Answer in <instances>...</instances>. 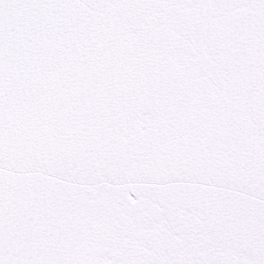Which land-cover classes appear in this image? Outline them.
I'll list each match as a JSON object with an SVG mask.
<instances>
[{
    "label": "snow or ice",
    "instance_id": "obj_1",
    "mask_svg": "<svg viewBox=\"0 0 264 264\" xmlns=\"http://www.w3.org/2000/svg\"><path fill=\"white\" fill-rule=\"evenodd\" d=\"M0 264H264V0H0Z\"/></svg>",
    "mask_w": 264,
    "mask_h": 264
}]
</instances>
